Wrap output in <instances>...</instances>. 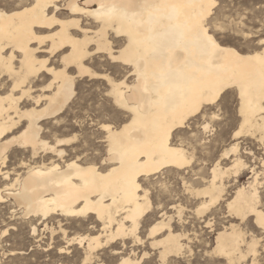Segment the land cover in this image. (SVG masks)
<instances>
[{"label":"snow or ice","instance_id":"1","mask_svg":"<svg viewBox=\"0 0 264 264\" xmlns=\"http://www.w3.org/2000/svg\"><path fill=\"white\" fill-rule=\"evenodd\" d=\"M27 6V12L41 13L43 19L36 18L32 21L31 28L34 31H30L23 41L13 37L10 31L0 29V76L20 80L33 75V66L40 65L44 72L59 74L69 80H80L87 76L93 82L102 84L99 89L91 86L80 88L70 94L71 99L64 98L65 106L56 105L49 109L52 121L57 124L61 123L62 117H67V123L74 133L72 135L57 131L53 135L50 128L48 141L52 146L49 150L55 151L56 145L64 144H72L77 148L75 159L65 169L67 180L62 181L69 186L75 181L78 185L75 188L77 196L68 202H58L57 213L72 207L78 211L68 212L67 215L87 216L88 213L97 211V200L103 205L111 202L105 209L106 213H112L116 206L127 210L133 203L143 205L140 212H147L152 216L150 222L160 229V235L165 240L153 242L150 260L142 262L137 258L132 261L120 259L117 255L107 261V264H264V0H184L179 5L194 13L190 16L189 28L202 52L203 63L206 65L220 63L225 59L234 60L242 75L233 78L231 83L221 80L213 87L206 86L202 77L197 78L179 90V100L175 95L166 97L163 108L166 118L153 126L151 142L133 140L131 137L135 135V130L132 125L117 121L113 114L120 109L132 111L120 95L121 90L127 87V82L147 81L154 89L153 94L158 96L159 76L155 73L142 74L139 70L131 73L127 69L125 72L109 74L107 68L96 64L85 68L89 59L98 57H102L109 67L134 62L128 56L127 48L111 44L104 36L105 30L109 26L115 27L118 22L116 6H111L112 12L105 11L110 7L105 2H101L100 8L95 12L82 10L75 0L70 3L67 0H27ZM125 6L134 8L139 5L135 0H128ZM66 9L79 13L81 18H95L104 25V29L100 30L96 39H92V33L81 30L75 20L69 17ZM5 18L6 12L0 11V20ZM70 29L76 31L72 32ZM37 32L48 34L37 35ZM65 35L70 36L75 43L66 42ZM49 44L52 45L51 48L48 47ZM40 56H46L47 59L41 61L38 59ZM48 65L52 66L45 67ZM92 69L96 71L93 72ZM101 71L105 73L103 76L99 75ZM69 73L74 75L69 76ZM27 82L24 79V84ZM53 83H59V79ZM237 86L241 91L239 112L235 108L225 111L227 106L224 97L228 93L223 90L229 87L235 89ZM144 91L147 93L148 88L145 87ZM129 96L131 97V93ZM136 102L135 98L129 100V103ZM52 121H49L50 125ZM225 125L228 127L229 138L224 148L232 145L228 155L237 153L236 162L231 164V169L238 172L240 169L250 168L252 171V177L242 190L249 194L248 202L240 206L236 205L231 195L224 193L213 167V163L228 164L230 160L225 159L219 151L210 157L205 155L209 139L216 138L213 134ZM19 127H23V124H19ZM27 131L25 129L19 137L12 139L11 143L16 145L15 151L24 152L29 148L31 142L26 138ZM62 136H70V139H62ZM246 139L254 150L240 153L236 144L239 142L243 147ZM133 144L137 149L135 158L143 161L135 166L128 160V146ZM241 154L244 155L243 160L239 159ZM32 155L36 153L33 152ZM201 156L208 163L206 166L201 165L202 171L192 173L188 166ZM110 161L118 165L111 171ZM33 164L35 160L26 156L12 170V174L17 169L23 171L25 168L31 174L30 165ZM81 165L84 167L81 168ZM6 167L5 163H0V168ZM137 168L146 171H137ZM186 168L188 176L182 179L181 173ZM208 169L212 171L208 172ZM206 175L211 178V183L201 179ZM114 176L119 177L118 181L110 182ZM15 188L12 177H4L0 173V246L4 247L5 253L8 247L13 246L10 243L12 235L30 236L32 239L28 243L33 248L38 247L35 241L37 229L44 226H34L35 220H29L32 209L43 205H37L28 191L22 198L13 200V195L19 196L15 193ZM168 212H171V217L167 215ZM116 215L120 216L122 213L118 212ZM224 217L234 218L237 223L221 227L229 222ZM97 219L106 221L107 215ZM188 224H191V230L186 227ZM93 225L95 231H100L95 221ZM106 228L107 225L102 235H106ZM91 230L80 229L72 235L71 241L65 240V246L60 247L59 251L64 253L68 243H74L79 233ZM43 235L47 237L48 233ZM132 235L135 238V231ZM210 236L214 239H210ZM79 238L91 239L83 235ZM6 240L9 241L7 245ZM41 242L48 243L46 239ZM143 242L137 240V243ZM28 243L23 244L25 251L28 250ZM15 246L17 251L12 254L11 260H5L3 264H32L31 261H24L20 255L19 242ZM89 255L91 256V249ZM144 255L147 256L148 253L145 252ZM69 264L82 262L78 257ZM83 264L105 262L97 257L94 260L86 259Z\"/></svg>","mask_w":264,"mask_h":264},{"label":"bare ground","instance_id":"2","mask_svg":"<svg viewBox=\"0 0 264 264\" xmlns=\"http://www.w3.org/2000/svg\"><path fill=\"white\" fill-rule=\"evenodd\" d=\"M21 1L23 2L20 5H24V7L10 9V11L2 8L0 5V11L6 12V18L0 20V29L10 31L13 37L20 38L23 41L30 31H34L31 28L32 21L36 18L42 20L43 15L38 12H27V0ZM67 2L70 3L72 0H67ZM101 2L110 5L105 10L106 12H112L111 6L115 5V13L119 17L115 27L109 26L105 30V38L110 42L109 36L111 33L115 37H125V43L121 46L128 49V56L134 60L130 65H121L125 69H129L128 72L135 73L139 70L142 74L147 73L152 75L155 73L160 78L158 96L153 94L154 89L147 81L141 83L138 80H132L127 82V87L121 90V99L128 105L129 109H132V111H128L130 118L125 123L132 125L135 130V135L131 137L133 140L143 139L144 142L152 141L153 126L158 121L166 118V113L163 110L165 98L169 95H175L177 100H179V90L185 87L188 82L202 77L206 86L213 87L221 80L231 83L233 78H238L242 75L241 69L236 65L234 60L225 59L220 63H209L206 65L203 63L202 52L197 46L195 37L189 28L190 16L194 13L179 6L184 0H135V3L139 6L134 8L125 6L128 0H75L79 8L89 12L97 11L100 8ZM65 11L71 19L75 20L81 30L92 33V39H96L100 30L104 29V25L95 18L87 16L81 18L79 13H72L70 9H66ZM93 25L99 26L93 27ZM70 31L75 32L76 29H70ZM47 34L37 32V35ZM64 39L66 42L75 43L70 36L65 35ZM37 46L29 45V47ZM48 47L51 48L52 45L49 44ZM242 55H247V53H242ZM38 59L43 61L47 57H38ZM85 68L89 67L85 64ZM31 71L33 75L22 77L20 80L11 79L8 76H0V163L7 165L8 152L16 148V145L11 143V141L14 137H19L25 129L28 130L26 138L31 142L29 148L24 152L16 151L19 157L11 167V164L9 165L10 168H0V173H3L4 177L11 176L12 183L16 185L15 193L19 194V196L13 195L11 198L13 200L22 198L26 191L32 194V198L36 201L37 205L42 204L43 207L38 206L32 209V215L29 217V220L45 223V226L47 225V221L54 218H82V220L92 221V226L90 227L95 229L93 225V221H95L100 231H96L97 233L94 235L83 234V236L91 237V239L81 240L79 238L80 235H77L74 243H68L69 246L71 244H78L82 248V264L86 259L94 260L98 257L101 261L107 258L111 260L113 256L117 255L120 259L132 261H135L137 258L141 259L142 262L148 259L150 251L146 250L147 245L151 249L153 242L160 243L165 240V237L160 235V229L155 224H151L148 228L150 242H147V244L145 241L137 243V240L143 241L138 234V229L149 215L147 212H140V209L143 207L142 204L133 203L131 208L127 210L122 206H116L113 208L112 213H106L105 209L111 205V202H109V205H103L97 200V211L95 213H88L87 216L67 215L68 212L78 211V209L72 207L64 208L61 212L57 213L58 202H68L77 196L75 188L78 185L75 181L72 182V186L62 183V181L67 180L65 169L72 164L77 149L72 144H64L56 145V150L50 151L49 148L52 145L48 141V137L45 136L46 134L44 135L42 132L43 127L41 122L45 119H52V115L49 112L50 108L56 105L65 106L64 98L68 97L71 99L70 94L74 92L75 85L74 80L66 79L59 74L54 75L44 72L40 65L33 66ZM43 74L48 75V80L44 84L38 85L37 83L41 81L40 77ZM69 76L72 75L69 74ZM24 79H27V84H24ZM57 79H59V83H53ZM153 80H155V77H153ZM145 87L148 88L147 93L144 91ZM223 91L232 94L234 92L238 102H240L241 91L238 86L235 89L231 87L225 88ZM129 93H131V97ZM220 94L223 95V92ZM22 96L24 99H21ZM132 98H135L137 102L129 103V100ZM37 101L39 102L38 104L35 103ZM25 120H27V123H24ZM19 124H23V127H19ZM18 127L19 131L16 130ZM121 127H123V124ZM61 138L65 140L70 139L66 137ZM250 146L249 148L242 147V153L245 151L252 152L253 150ZM231 147L232 145L228 146L221 154L225 156V159L230 160V163H213V167L216 169V176L219 178L223 191L227 183L231 182L228 180L229 176H233L234 182L237 183L242 178L244 172L248 171L250 176L247 178V181L242 185L235 186L236 190L232 196L236 205L240 206L242 203L248 202L249 194L242 190L248 183L249 178L252 177V171L250 168L240 169L238 172L231 169V164H234L237 158V153L228 155ZM236 147L241 153L239 142H237ZM136 151L137 149L134 144L128 146V160L134 166L143 163V161H138L135 158ZM33 152L36 155H32ZM26 156L35 160V164L30 165L31 174L29 169L25 168L23 171L17 169L13 175L12 170L17 168V164L23 161ZM239 159L243 160L244 155H239ZM217 160H219V157ZM109 164V171L118 167L116 163H112L111 161ZM80 167L83 168L84 165ZM136 170L146 171L143 168H137ZM211 171L212 169H210ZM118 179L119 177L114 176L110 182H116ZM208 181L211 183L209 176ZM253 182H255L254 177ZM2 186L8 187V185ZM7 198L8 196L5 194V199ZM81 207L85 206L81 205ZM118 212L122 213V215L117 216L116 213ZM105 215H107L106 221L97 219V217ZM167 215L171 217L172 214L167 213ZM37 216L39 219H36ZM160 223L162 224L163 222L161 221ZM106 225V235H102L105 232ZM133 231H135V238L132 235ZM150 233L151 235H149ZM71 239L72 237L68 241H71ZM129 243L131 245L128 249L127 244L129 246ZM100 245L103 247H99ZM139 247L143 248L140 253L137 252V248ZM89 249H91V256L89 255ZM145 252L148 253L147 256L144 255ZM59 253L61 254L60 251ZM123 253H128V255H124Z\"/></svg>","mask_w":264,"mask_h":264},{"label":"rangeland","instance_id":"3","mask_svg":"<svg viewBox=\"0 0 264 264\" xmlns=\"http://www.w3.org/2000/svg\"><path fill=\"white\" fill-rule=\"evenodd\" d=\"M21 2H23V1H21V0L20 1L19 0H6V1L2 0L1 7L5 8L6 10L7 9L12 10V9L18 8ZM109 39H110V43H112V44H118L121 46L122 44L125 43L124 42L125 37H123V36H121V38L115 37L114 34H112V33L110 34ZM40 57H46V56H40ZM92 64H96L98 66H102L104 68H107L109 74L113 73V72H115V73L125 72V70H126L122 65H119L118 67H109V64L105 63L102 57H98L94 60L89 59V61L86 65L89 68H91ZM127 70H129V69H127ZM92 71L95 72L96 69H92ZM69 74L74 75L73 73H69ZM103 74H105V73L102 71L99 73V75H103ZM44 76L47 78H45ZM40 79H41V81H38V83H37L38 85L44 84L48 80V75L43 74V76H41ZM74 85H75L74 86V92L80 88H84V87H88V86H91L92 88H95V89H99L100 87H102V84L100 82H93L92 78L87 77V76L82 77L80 80H74ZM224 100H225V104L227 106L225 111H227L228 109H231V108H235L237 113H238L239 102H238V99L236 98V94L234 92H233V94L228 93V95L224 97ZM113 115L117 121L126 122L130 118V113H128V111H125L122 109L117 110V112H115ZM49 121H52V119H45L41 122L42 127H43L42 132L44 135L46 134L45 135L46 137H48V132H49L48 130H50V128L52 130L53 135L54 134L56 135L57 131L64 132V133H70V134L74 135V133L72 132V127L67 123V117H62L60 124H57L55 121H52V124L50 125ZM213 136L216 138H210L209 139V141H208L209 148L205 152V155H208L209 157L217 151H219L222 154L223 151L225 150L224 145L227 143V139L229 138L227 125H225L223 128L217 129V133H214ZM62 137L70 138V136H62ZM248 139H250V138H248ZM248 139H246L244 141L243 148H249L250 145L248 144ZM228 146H230V145H228ZM240 146H241V144H240ZM250 147L252 148V146H250ZM243 148L241 146V153L243 152ZM15 149L16 148H13L8 152V160H7V167L8 168H10L12 166V164H14L19 157L17 155V152L15 151ZM252 150H254V149L252 148ZM9 154H12V155H10V158H9ZM217 159H218V157H217ZM207 163H208V161H205L203 159V157L201 156L199 159L194 160L192 162V165H189L190 167L189 166L188 167L191 168L192 173H198L199 171L203 170L201 168V165L206 166ZM9 165H10V167H9ZM177 171L179 172V170H177ZM208 172H210V169H208ZM181 176H182V179L186 178L188 176V170L186 169L183 173H181ZM249 176H250V174L248 173V171H245L242 178H240V180H238L237 183L234 182L233 176H229L228 180L231 181L232 183L231 182L227 183V185L225 186V189H224V193L233 196V193L236 190L235 186H239V185H242L243 183H245ZM201 179L208 180V176L207 175L203 176V177H201ZM189 183H191L190 180H189ZM233 183H235L236 185ZM145 190H147V189H145ZM168 214H171V212H168ZM224 219L228 220L229 222L226 225L222 224L221 227H223V226L229 227L230 225L237 223L236 219H234V218L229 219L228 217H224ZM150 221H152V216L148 215V217H146L145 221H143L144 223H142L138 229L139 236L142 238L143 241L146 242V244H147V242L149 243L151 240L150 238H148V228L151 224H153ZM38 222L39 221L35 220L34 226L41 225V224L44 225V227H39L37 229L38 234L35 236V241L39 246L33 248L32 244L28 243L32 239V237H30V236H24L23 234H20L19 236L12 235L10 243L13 246L7 248V253H5L4 247L0 246V264H3V262L5 260H9V261L11 260L12 254L17 251V248L15 246L17 242H19V244H20L19 252H20V255L22 256V258L24 259V261H31L32 264H49V262H51V264H69L70 261L74 262L78 257L80 259H82L83 250L78 244H73V245L71 244L70 246L67 245V248L65 250L66 252L64 254L63 253L60 254L59 248L65 246V243H64L65 240H68L69 238H71L73 234L78 233L80 229L91 228L92 230H91V232L85 231V232L79 233V235H83V234L84 235H94L98 232V231L96 232L93 227H90V226H92V224H91L92 221L82 220V218H75V219L74 218H67L66 219V218H60V217L56 218V219L54 218L52 220L47 221L46 226H45V223H42V222L38 223ZM205 223H207V221ZM186 227L188 228V230H191L192 226H191V224H188ZM13 228H14V226H13ZM50 228H52V229H50ZM61 229H63L62 232H61ZM45 232L48 233L47 237H44V235H43ZM89 233H91V234H89ZM65 234H68V235L65 236ZM157 238H159V236H157ZM43 239H46L48 243H42L41 241ZM210 239H214V237L210 236ZM8 243H9V241L6 240L5 245H7ZM25 243H28V250L27 251H25V249L23 248V244H25ZM51 244H54L56 246L50 247L49 245H51ZM130 245H131V243H129V246L127 244L128 249L130 248ZM146 248H147L146 249L147 251H150L149 252V254H150L149 258L146 260H150L152 257L153 251H152V248L150 249L148 247V245ZM141 249H143V248L142 247L137 248V252L140 253ZM156 254L158 255V253H156ZM107 260H110V259L109 258L103 259L105 264H107Z\"/></svg>","mask_w":264,"mask_h":264}]
</instances>
